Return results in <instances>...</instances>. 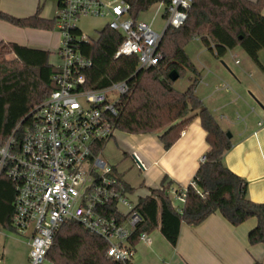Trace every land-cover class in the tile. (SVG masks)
Returning a JSON list of instances; mask_svg holds the SVG:
<instances>
[{
    "label": "trees",
    "instance_id": "obj_1",
    "mask_svg": "<svg viewBox=\"0 0 264 264\" xmlns=\"http://www.w3.org/2000/svg\"><path fill=\"white\" fill-rule=\"evenodd\" d=\"M46 1L41 0L37 13L19 19L0 10V20L20 28L54 30L56 18L48 21L40 14ZM55 1L59 7V0ZM130 15L138 20L141 13L159 2L168 0H126ZM264 0H194L187 20L179 29L168 28L159 45L161 61L156 67L140 69L137 57L115 58L124 37L105 27L96 41L80 45L82 54L93 66L85 72L84 90H102L126 82L128 93L117 105L113 120L117 130L134 134L159 135L166 150L181 137L190 122L199 117L207 133L209 149L194 182L202 191L188 186L181 212L173 205L171 191L179 192L167 178L161 190L139 199L138 212L143 222L133 234L137 245L142 233L160 229L168 243L176 247L182 226H199L211 215L220 213L230 224L239 226L256 218L257 226L249 233L250 246L264 245V203L248 198L247 182L224 164L225 154L232 149L231 139L196 94L199 72L186 54L187 46L200 40L217 59L238 47L256 62L264 52ZM167 14L164 15L166 17ZM81 31L75 30L79 35ZM13 55L14 59L8 56ZM51 53L34 50L15 43H0V146L15 132L21 137L31 125L28 114L58 89L54 76L58 70L51 65ZM186 69L196 77L185 92L174 88L170 73L179 79ZM21 125V128H17ZM128 190L132 192L128 186ZM15 189L5 177L0 180V225L10 228L13 217ZM108 245L77 223L70 222L59 230L46 264H121L107 257ZM255 264H261L255 262Z\"/></svg>",
    "mask_w": 264,
    "mask_h": 264
},
{
    "label": "built area",
    "instance_id": "obj_2",
    "mask_svg": "<svg viewBox=\"0 0 264 264\" xmlns=\"http://www.w3.org/2000/svg\"><path fill=\"white\" fill-rule=\"evenodd\" d=\"M193 3L159 2L153 21L148 23L131 17V5L126 0H59L56 28L61 47L54 76L58 89L30 111L31 125L21 137L15 131L0 146V180L7 178L15 189L9 229L28 237V264H46L59 230L70 222L102 239L108 245L107 257L121 264H132L137 246L148 241L150 234L142 233L138 244L132 245V236L143 218L128 185L103 157L106 144L119 131L113 120L128 85L121 82L102 90L82 88L84 74L93 62L82 54L80 45L96 41L100 31L90 37L81 23L87 18L105 20L104 28L124 37L115 58L137 57L139 68L146 70L159 64L162 56L158 49L164 33L184 25ZM163 7L167 25L157 33L153 22ZM75 30L81 33L75 35ZM113 92L120 98L111 103L108 97ZM133 156L137 168L146 171V165L136 154ZM190 186L202 193L194 181ZM187 188L179 192L173 189L174 201L184 205Z\"/></svg>",
    "mask_w": 264,
    "mask_h": 264
},
{
    "label": "crops",
    "instance_id": "obj_3",
    "mask_svg": "<svg viewBox=\"0 0 264 264\" xmlns=\"http://www.w3.org/2000/svg\"><path fill=\"white\" fill-rule=\"evenodd\" d=\"M51 1V0H49ZM257 2V0H249ZM55 2V1H53ZM41 0H0V10L12 17L24 19L37 13ZM51 2H45L40 16L48 21L58 14ZM50 6L49 15L47 7ZM264 16V12H263ZM61 35L56 29L20 28L0 20V43H15L34 50L48 51L53 55L60 47ZM197 96L212 113L221 129L231 134L232 149L224 156L225 166L248 184V198L257 204L264 203V53L260 62L253 61L238 47L222 59L206 48L200 40ZM240 59L239 64L235 60ZM229 62L226 63V61ZM58 65V63H57ZM54 65L53 66H57ZM196 77L189 78L192 84ZM175 88V87H174ZM186 89V90H187ZM185 92V91H184ZM123 139L126 152L119 155L109 151L108 162L132 190L131 198L139 199L160 190L165 178L176 188L185 189L194 177L209 149L207 133L201 120L195 117L183 131L179 140L169 149L164 148L159 135H134L117 131L109 143ZM136 154L146 165L140 171L134 159ZM105 155V154H104ZM174 207L183 209L179 201ZM251 218L239 226L230 224L220 213L211 215L199 226L183 225L178 245L171 246L160 229L140 243L132 264H264V245L250 246L249 233L257 226ZM18 261L29 263V245L12 244Z\"/></svg>",
    "mask_w": 264,
    "mask_h": 264
},
{
    "label": "rangeland",
    "instance_id": "obj_4",
    "mask_svg": "<svg viewBox=\"0 0 264 264\" xmlns=\"http://www.w3.org/2000/svg\"><path fill=\"white\" fill-rule=\"evenodd\" d=\"M108 3H116V1H120V0H106ZM51 2V7L54 8L55 10V6L53 1H46ZM160 4H156L154 6H152L148 11L143 12L140 14L138 20L141 21H146L148 23H151L155 17V14L159 8ZM48 13L49 15L52 14L51 13V9L50 6L47 7ZM164 11H165V7H163L162 12L160 13L159 16H157V18L155 19V21L153 22V30L157 33H162L167 25V18L163 17L164 15ZM264 12V11H263ZM105 26V20L103 19H96V18H87L84 19L81 23V29L83 30L84 33L88 34L90 37H94L95 35V31H101ZM61 43V40H60ZM61 47V44H60ZM51 56V60L50 63L51 65H57V63L59 62L58 59V52L59 49ZM200 47L201 44H199L196 40H194L193 42H191L187 48H186V54L188 55V57L190 58V60L196 64L198 62V55L200 53ZM9 59H14L13 55H9L8 56ZM229 62V60L226 61V63ZM235 62H240V59H236ZM192 75L191 71L189 69H186V71L184 72V74L182 75V77L180 79H178L175 84L174 87L177 91L179 92H184L187 89V86L190 83V76ZM109 100L111 103H114L115 101H117L120 98V94L117 92H113L109 95ZM82 103H84L83 100H81ZM122 132V131H120ZM125 133V132H124ZM123 139L119 138L118 143L116 141H112V143H109L107 146V149L105 150L103 157L104 160L108 162L107 160V155L109 154L108 152L111 151L114 154L119 155V151H123L126 152L127 147L123 146ZM109 163V162H108ZM1 232L3 235H0V264H17V260L16 257H18V252L17 250H15L12 246V244H18L19 245H28V237L27 236H21L17 233H15V231H13L12 229H9L7 227L1 226ZM19 264H22L18 261Z\"/></svg>",
    "mask_w": 264,
    "mask_h": 264
},
{
    "label": "water",
    "instance_id": "obj_5",
    "mask_svg": "<svg viewBox=\"0 0 264 264\" xmlns=\"http://www.w3.org/2000/svg\"><path fill=\"white\" fill-rule=\"evenodd\" d=\"M169 77H170L171 81H173V82H176L179 79V75H178V73L176 71H172L170 73ZM227 136H228L229 139L232 138L230 133H227Z\"/></svg>",
    "mask_w": 264,
    "mask_h": 264
}]
</instances>
